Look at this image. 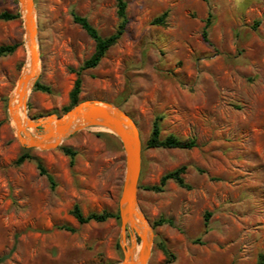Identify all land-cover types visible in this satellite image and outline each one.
Here are the masks:
<instances>
[{
  "label": "rangeland",
  "instance_id": "1",
  "mask_svg": "<svg viewBox=\"0 0 264 264\" xmlns=\"http://www.w3.org/2000/svg\"><path fill=\"white\" fill-rule=\"evenodd\" d=\"M125 2L121 34L95 67L84 68L95 43L72 17H85L106 38L120 24L116 0H33L38 69L26 114L67 112L78 78V102L110 103L135 121L136 200L153 232L146 264H255L264 254V0ZM2 12L17 17L0 20V46L15 45L0 55V264L116 263L120 221L80 224L72 211H118L121 144L87 127L17 162L24 148L8 104L26 46L17 1L0 0ZM156 119L161 137L194 138L196 146L147 148ZM180 168L188 188L168 180L149 189ZM131 235L128 229L126 243Z\"/></svg>",
  "mask_w": 264,
  "mask_h": 264
},
{
  "label": "water",
  "instance_id": "2",
  "mask_svg": "<svg viewBox=\"0 0 264 264\" xmlns=\"http://www.w3.org/2000/svg\"><path fill=\"white\" fill-rule=\"evenodd\" d=\"M16 1L23 18L26 46L24 68L8 104V114L10 121L14 123L16 138L25 149L49 150L57 147L75 131L87 127H98L112 133L119 140L124 152V172L118 199V215L120 236L124 246L120 243L122 258L113 264H138L137 260L144 261L143 255L147 252V247L152 244L153 232L136 200L141 139L135 121L123 109L93 99L80 100L61 116L47 115L33 120L26 114L23 98L28 94L38 69L36 25L33 0ZM19 111L25 117L23 123L20 122L17 113ZM128 229L131 230L132 235L129 243H126L125 233ZM137 246L140 247L138 250ZM149 252H147L148 255Z\"/></svg>",
  "mask_w": 264,
  "mask_h": 264
},
{
  "label": "trees",
  "instance_id": "3",
  "mask_svg": "<svg viewBox=\"0 0 264 264\" xmlns=\"http://www.w3.org/2000/svg\"><path fill=\"white\" fill-rule=\"evenodd\" d=\"M117 4V15L120 19V24L118 27V30L116 33L106 37L102 38L99 36L97 30L87 21L85 17H81L78 15H73V21L77 23L85 32L86 34L94 41L95 43V50L93 54L90 56L88 60L84 62V68H93L95 67L100 59L103 57V55L106 53L108 48L114 44V42L117 40L119 35L121 34L122 30L125 27V24L127 22L126 16H125V8H126V2L125 0H116ZM164 15V14H163ZM17 15L9 14L6 12L0 13V20H11L16 18ZM162 16H160L156 20H160ZM206 26L203 30V35H205ZM15 49V45H9V46H0V55L11 53ZM34 88L42 91H46V88L42 85H39L37 82L34 84ZM80 92V80L77 78L74 82V85L72 87V90L70 92V105L64 109V112L69 110L71 107H73L78 102V94ZM145 146L147 148H167V149H192L196 146V141L194 138H185L181 139L178 138L172 134H169L165 137L160 136V129L158 124V119L154 120L151 126V132L148 137V139L145 142ZM61 149L67 153L68 155L72 156L73 152L69 148L61 147ZM23 153L17 158L18 163H22L24 160L29 159V152L30 149H23ZM38 170L45 174L46 177L51 181V176L47 174L44 170V168L38 163ZM183 168L176 169L174 171H170L165 173L160 177L159 185L150 186L149 189L160 191L162 186L166 183L168 180H173L181 187H187L188 185L184 182V179L182 177ZM52 182V181H51ZM75 219L78 223L84 224L89 221L94 222H104L105 220L109 218H114L116 220H119L118 211L116 210L115 213H109V212H101V213H88L86 215H82L77 206H74L72 211ZM167 222H170L169 220ZM158 222H154L153 225H158ZM70 230V229H68ZM255 264H264V254H260L257 258V261Z\"/></svg>",
  "mask_w": 264,
  "mask_h": 264
},
{
  "label": "bare ground",
  "instance_id": "4",
  "mask_svg": "<svg viewBox=\"0 0 264 264\" xmlns=\"http://www.w3.org/2000/svg\"><path fill=\"white\" fill-rule=\"evenodd\" d=\"M37 67H38V64H37ZM35 74H37V71H36V73ZM31 86V85H30ZM30 88V87H29ZM28 91H29V89H28ZM26 96H27V94L26 95H24V98H23V102H25V99H26ZM13 101V100H12ZM18 113V116H19V119H20V122H24V119H25V117H24V115H23V113L21 112V111H19V112H17ZM12 123V126L14 127V123L13 122H11ZM146 235H147V232H146ZM121 240V239H120ZM121 244H122V246H124V243H122V240H121ZM140 247L139 246H137V250L139 249ZM136 250V251H137ZM135 251V250H134ZM147 252H149L150 251V247L148 246L147 247V250H146ZM145 253L143 256H144V261H138L137 260V263L138 264H145V261H146V258H147V255H148V253ZM147 254V255H146ZM146 255V256H145ZM135 259V258H134Z\"/></svg>",
  "mask_w": 264,
  "mask_h": 264
}]
</instances>
